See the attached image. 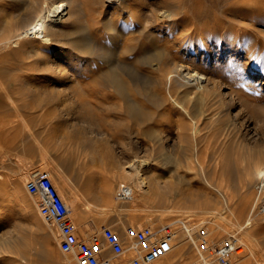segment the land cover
I'll use <instances>...</instances> for the list:
<instances>
[{"label": "rangeland", "instance_id": "rangeland-1", "mask_svg": "<svg viewBox=\"0 0 264 264\" xmlns=\"http://www.w3.org/2000/svg\"><path fill=\"white\" fill-rule=\"evenodd\" d=\"M90 1L84 0V4L92 12L94 3ZM143 2V16L148 18L144 19V25L150 35L144 37L148 46L157 37L160 43L170 46L175 62L200 66L219 83L216 98L208 96L203 103L199 156L210 180L221 183L229 195H234L233 199L248 200L254 189H240L245 169L258 160L264 161V0ZM105 11L99 16L100 24L95 20L89 22L92 30L96 25L105 30V18L111 16ZM162 11L175 14L179 26L172 19L158 18ZM4 17L7 13L3 16L0 11V264H75L61 251L57 230L43 221L35 197L26 189L30 175L42 170L51 171L56 185L59 183L75 204L77 217L72 218L79 235L99 232L104 225L124 233L128 224L153 222L154 228H161L188 213L193 214L187 216L193 222L210 221L213 215L220 214L223 199L207 185L195 162L187 156L181 166L167 165L160 155L162 148L181 145L192 156L188 117L172 106L171 116L160 112L140 123L127 111L126 99L115 92L116 96L110 95L94 106L84 105L86 96L81 87L89 79L91 72L87 70L91 67L85 61L67 60L54 46H45L47 49L41 56L26 47L9 46V37L17 28L2 26ZM117 19L126 32L131 30L124 26L121 16ZM83 20L76 15L72 28L86 22ZM108 33L105 31L99 38L111 45ZM119 40L122 42L123 38ZM211 41L221 47L231 42L242 56L227 58L222 52L213 56V49L206 46ZM120 47L118 43L114 49ZM122 54L131 57V53ZM150 69L147 65L146 72L150 73ZM232 94L236 95L237 103L229 107ZM140 99L152 106L150 100ZM154 131H158L157 136ZM155 142L156 146H150ZM131 143L140 146L125 151ZM142 156L152 160L148 172L156 175L158 190L151 184L139 188L133 182L131 189L120 184V177L129 173L130 160ZM165 189L170 199L156 200V192ZM77 195L90 203L79 200ZM204 196L211 201L199 204L190 200ZM261 204L258 217L262 226L254 225L240 233L249 252L254 253L245 260L251 264L256 258L264 260ZM223 215L226 220L218 215L210 226L206 224L209 230L210 227L216 230L212 232L215 241L236 228L230 224L236 223L231 211ZM237 216L242 220L244 214L239 212ZM216 223L226 229H217ZM246 232L256 234L258 243H252ZM196 254L192 250V257H186L180 264L188 263Z\"/></svg>", "mask_w": 264, "mask_h": 264}, {"label": "bare ground", "instance_id": "bare-ground-1", "mask_svg": "<svg viewBox=\"0 0 264 264\" xmlns=\"http://www.w3.org/2000/svg\"><path fill=\"white\" fill-rule=\"evenodd\" d=\"M91 1L94 3V11L92 12H89L85 7L84 0H5L4 3H0V11H2L3 16L7 13V17L2 18L3 23L1 25L9 29L17 28L16 32L9 37V46L26 47L29 51L37 54V56H41V53L45 52L43 50L47 49L45 46L50 45L56 47L57 52L61 55L64 54L69 61H85L86 65L91 67L87 70L91 72V74L89 79H86L85 82L82 83L81 88L83 94L87 98H92V100H86L85 97L84 105L94 106L97 102L101 103L103 99H107L110 95H122L127 101V111L134 118L138 119L140 123L157 116L160 112H163L167 116H171L169 110L172 106L177 108L179 112L183 114H181L182 116L185 115L191 120V137L193 141L192 156L187 155L188 148L181 145H173L170 149L162 148L163 151L160 155L165 164L175 166L183 165V160L188 156L191 161L197 164L207 185L215 189L221 195L223 199V204L221 201L223 210L220 214L213 215L210 221L203 219L201 222L205 224L209 223L210 226V224L214 222V218L218 215L226 220L227 218L223 213L230 210L236 218V223L230 221V224L236 228L224 232V235L238 231L239 235L242 237L240 233L243 229L245 230L254 225L259 227L262 226V220L258 215L260 214L259 209L261 200L264 196V161L258 160L245 169V177L240 189L241 191H247V188L254 189V192H252L253 194L248 196V201L247 199L237 197L233 199L232 197H234V195H229V193L223 189L221 183L218 185L217 181L210 180L207 170L200 160L198 135L201 130V120L204 118L203 103L208 96H211V99L216 98L214 96V94H217L215 88L219 83L212 80L208 71H205L206 69L200 66L188 64L184 61L180 62V64L175 62L177 60H174L175 58H173L174 56H172L171 50L169 49L170 46L165 43H160L157 37L154 39L151 46H148L146 43L147 40L144 39L145 36L150 35L144 25V19L148 21V18L143 16V0ZM106 2H108V4H106ZM105 10L111 13V16L105 18L107 22L105 30L103 31L101 27L97 25L93 28L94 30H92L89 22L95 20V22L100 24L99 22H101V20L99 16L105 13ZM76 15L77 17L80 16L83 18L86 22L83 20L84 23L76 28H72V20ZM120 16L126 23L124 26L130 27L131 30H129V32H126V30L120 26L119 20L117 19ZM174 16L175 14L171 11H162L158 13V18H161L162 21H164V19L174 20ZM78 20L79 23L82 22V19L81 21L80 19ZM177 20L175 19L173 23L179 26ZM76 23L78 25V22ZM132 27H135V29ZM105 31L110 32L108 36L110 37L111 45L99 38V35H103ZM131 31L134 32L129 35ZM176 37L178 38L179 36H175V38ZM120 38H123L122 42H120ZM228 40L232 41L229 38ZM118 43L121 47L119 49H114ZM218 45L214 44L213 41L206 43L207 47L213 49V56L218 55L220 52L225 54L227 58H231V56H234V58L242 56L237 52L236 48L231 45V42H226L223 47ZM124 52L131 53V57H126V54L123 55L122 53ZM245 54L248 53L246 52ZM147 65L152 67L150 73L146 72ZM104 67H106V69H104L103 73H99ZM113 92L117 94L115 95ZM235 96L236 95L232 94L229 98V107L231 105H236L237 99ZM140 97L150 100L152 106L142 101ZM156 132L158 131H154V135L157 136L158 133ZM128 145L131 147L126 145L127 149H124L128 152H130L132 146H140L138 143H131ZM156 145L155 142L150 146ZM147 146H149V144L145 145V147ZM114 160H116V158ZM117 161L120 162L121 160ZM151 161L152 160L147 156L130 160L129 173L120 177V184L127 185L128 189H131L129 187L132 186L133 182H135L139 188H144L151 184L154 185L153 187L155 190H158L159 186L157 181H155L156 175L149 174L148 172ZM58 185L59 183H57V186ZM112 185L114 184L112 183ZM58 188L68 202L71 216L77 217L76 211H74L75 204L67 198L64 190L60 186H58ZM155 196L154 198H157L156 200L161 202L170 199L167 197L166 189L161 192H156ZM77 197L86 204L90 203L80 195H77ZM190 200L191 202L194 201L199 204H206L211 201L208 196ZM3 204L5 203L3 202ZM233 206L235 209H233ZM3 207L4 206H2V208ZM239 212L244 214L242 220L237 216ZM191 215L193 214L188 213L185 217H178L176 220L170 221L161 227L162 229H168L171 226H181L182 228L179 233L178 246L166 258L162 259L161 264H180L186 257H192V250L194 249L198 254L199 251L196 244L197 225L199 223H194L192 217H187ZM149 224L152 226L154 223L151 222ZM216 224L217 229H226L224 225L220 223ZM210 230L211 233L216 231L211 227ZM246 233L252 243H258L259 237L256 234L250 232ZM242 241L246 247L247 253L249 255L254 254L252 251L249 252L243 237ZM197 254L194 259H196ZM65 255H67L69 262L74 261L75 264H77L74 257L68 254ZM246 259L247 258L244 257H241L240 260L236 259L235 264H251L248 261L246 262ZM259 260L260 259L256 258L253 264L256 262L258 263ZM262 263L264 264V260Z\"/></svg>", "mask_w": 264, "mask_h": 264}, {"label": "built area", "instance_id": "built-area-1", "mask_svg": "<svg viewBox=\"0 0 264 264\" xmlns=\"http://www.w3.org/2000/svg\"><path fill=\"white\" fill-rule=\"evenodd\" d=\"M26 189L35 197L43 221L57 230L61 251L74 257L77 264H161L178 246L181 226L162 229L128 224L124 233H120L104 225L99 232L79 235L68 202L48 170L31 174L26 180ZM262 207L264 210V202ZM201 221L194 222L199 223L196 244L199 252L196 259L186 264H235L236 259L251 256L238 231L215 241L208 226ZM255 264L263 263L259 260Z\"/></svg>", "mask_w": 264, "mask_h": 264}, {"label": "crops", "instance_id": "crops-1", "mask_svg": "<svg viewBox=\"0 0 264 264\" xmlns=\"http://www.w3.org/2000/svg\"><path fill=\"white\" fill-rule=\"evenodd\" d=\"M68 171H69V168H68Z\"/></svg>", "mask_w": 264, "mask_h": 264}]
</instances>
